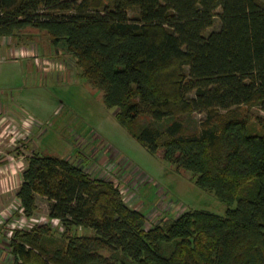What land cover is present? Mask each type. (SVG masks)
<instances>
[{
    "label": "trees",
    "instance_id": "1",
    "mask_svg": "<svg viewBox=\"0 0 264 264\" xmlns=\"http://www.w3.org/2000/svg\"><path fill=\"white\" fill-rule=\"evenodd\" d=\"M216 18L220 29L207 34ZM26 26L45 32L59 55H71L153 156L192 174L228 209L187 211L148 227L147 214L127 205L113 182L70 159L36 154L17 198L28 218L37 196L48 199L67 245L53 253L42 246L54 230L48 221L16 232L24 241L13 248L16 259L264 264V117L240 111H264V0H0V36ZM194 113L204 118L188 134L183 118ZM144 116L152 122L140 127ZM168 118L174 121L164 129L155 126Z\"/></svg>",
    "mask_w": 264,
    "mask_h": 264
},
{
    "label": "rangeland",
    "instance_id": "2",
    "mask_svg": "<svg viewBox=\"0 0 264 264\" xmlns=\"http://www.w3.org/2000/svg\"><path fill=\"white\" fill-rule=\"evenodd\" d=\"M129 16L137 18V9H131ZM219 29L216 18L206 33ZM9 35L0 36V160L6 158L20 172L36 154L70 159L93 177L101 175L102 180L118 185L124 202L147 214L148 227L171 223L187 211L225 214L228 207L196 186L192 174L177 172L173 165L157 159L119 123L114 111L106 107L103 92L79 75L71 55L58 54L45 32L26 26ZM240 111L264 117L257 105H244ZM203 118L199 113L185 116L187 133H198ZM173 121L168 118L155 126L164 129ZM151 122L144 116L138 126ZM50 204L37 196L32 219L22 214L18 198L13 197L9 210L0 211V264L23 263L13 248L24 241L16 234L9 237L10 222L27 219L26 228L46 223ZM51 225L54 230L41 240L48 253L67 245L60 224Z\"/></svg>",
    "mask_w": 264,
    "mask_h": 264
},
{
    "label": "crops",
    "instance_id": "3",
    "mask_svg": "<svg viewBox=\"0 0 264 264\" xmlns=\"http://www.w3.org/2000/svg\"><path fill=\"white\" fill-rule=\"evenodd\" d=\"M96 151L95 149L93 150L94 153H96ZM99 154L100 153L96 154L97 155L96 158L99 157ZM99 160H96V162H98ZM24 171L25 170H22L19 172L13 163L8 162L6 158L5 159L1 158L0 160V211L9 210V207L12 206L9 204L12 202L13 197L17 198L18 192L21 188V185L23 184V172ZM100 176L101 175L99 176L97 175V177L94 176V178L102 179L103 177H100ZM139 201L140 203H142L141 199ZM137 204L138 203L134 205H137ZM129 206H130V203H129ZM157 219H158L157 217L154 218V220H157Z\"/></svg>",
    "mask_w": 264,
    "mask_h": 264
},
{
    "label": "built area",
    "instance_id": "4",
    "mask_svg": "<svg viewBox=\"0 0 264 264\" xmlns=\"http://www.w3.org/2000/svg\"><path fill=\"white\" fill-rule=\"evenodd\" d=\"M116 174V173H115ZM93 177V176H92ZM116 185V184H115ZM117 187H118V185H116ZM121 192V191H120ZM20 202V201H19ZM20 206H21V203H20ZM21 211H22V214H23V209H22V207H21ZM12 213H14V212H12ZM24 215V214H23ZM25 216V215H24ZM26 217V216H25ZM27 219H28V217H26ZM26 219V220H27ZM30 219H32V217L30 218ZM23 221V223H20V222H16V223H12V222H10L12 225L8 228V231H9V237H11L12 238V236L13 235H15L16 234V231H18V230H23V231H30L34 226H36L37 224H34V225H32V226H30V227H27L26 228V226H27V224H28V222L27 221ZM51 221V224H53V225H55V224H57V222H58V224H60V221L59 220H57V219H52V220H50ZM47 223V222H46ZM30 225V224H29ZM39 225V224H38ZM61 226V225H60Z\"/></svg>",
    "mask_w": 264,
    "mask_h": 264
}]
</instances>
